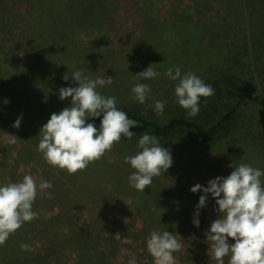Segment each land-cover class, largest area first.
I'll return each mask as SVG.
<instances>
[{
  "label": "rangeland",
  "instance_id": "1",
  "mask_svg": "<svg viewBox=\"0 0 264 264\" xmlns=\"http://www.w3.org/2000/svg\"><path fill=\"white\" fill-rule=\"evenodd\" d=\"M23 1L0 0V185L31 174L37 184L43 179L53 187L38 191L35 226L13 235L18 245L0 250V264H128V252L136 254V264H153L146 247L153 230L169 231L181 242L176 264H215L204 233L218 218V206L208 194L195 216L204 193L190 189L230 175L233 163L264 170V112L259 106L246 102L228 128L203 145L186 132L161 141L173 164L144 192L129 186L134 169L123 161L139 151L141 136L122 138L101 160L70 176L43 161L37 151L39 132L51 114L70 107L71 98L60 100L59 89L78 86L71 77L63 79L77 70L89 79L113 77L111 85L97 91L116 97L117 104H140L131 98L138 83L131 74L149 67L135 61L138 27L146 18L163 25L180 21L174 27L178 34H165L160 41L151 36L148 43V50L161 49L151 61L161 75L142 81L151 88L145 102L149 114L165 122L152 106L168 95V90L161 95L162 88H175L178 81L164 72L176 67L182 74L196 72L201 50L216 52L221 62H238L242 77L240 69L234 72L264 97V0H96L93 10L91 0H80L88 11L73 13L79 21L74 18L71 25L66 20L61 37L54 35L61 14L51 15L59 6L52 0ZM68 2L62 3L63 11L74 8ZM31 47L40 53L36 59ZM17 118L19 128L12 126ZM11 135L17 137L15 145L8 144ZM126 237L132 243H122ZM22 243L35 250L22 251Z\"/></svg>",
  "mask_w": 264,
  "mask_h": 264
},
{
  "label": "clouds",
  "instance_id": "2",
  "mask_svg": "<svg viewBox=\"0 0 264 264\" xmlns=\"http://www.w3.org/2000/svg\"><path fill=\"white\" fill-rule=\"evenodd\" d=\"M152 64L136 74L138 81H148L160 76ZM164 75L171 81H178L174 88L177 104L186 111L188 118H195L200 111L201 98L215 94L214 88L205 83L194 72L181 73L179 67L168 68ZM75 81L77 87H61L59 99L71 98L70 107H65L59 113H53L50 119L41 127L37 151L43 161L52 168L74 175L101 160L110 152L122 138L131 140L135 135L132 128L139 122L130 119L126 112L117 108L116 97L104 96L97 87H105L113 83V77H97L89 79L79 70L71 75L65 74ZM134 102L145 104L151 98L149 84L138 82L131 88ZM8 103L7 100L4 101ZM153 110L162 115L165 102L156 100ZM100 126L86 123L89 118L101 117ZM22 118V117H21ZM21 118L12 125L19 128ZM17 137L11 135L8 144L15 145ZM139 151L134 155H125L123 161L134 171L128 177L129 186L138 192H144L151 186L153 178L160 176L173 164L169 149L162 147L160 138L144 133L138 140ZM234 170L226 177H216L208 181L207 187L200 184L190 191H202L196 205L195 216L199 209L206 206L208 194H211L218 206L215 211L218 218L211 223L204 235L210 245L208 254L215 264H264V170L254 168L250 164H230ZM52 183L41 179L39 184L31 174L25 175L19 182H9L0 185V247L4 246L11 235H14L24 223H30L37 217L33 204L38 191L51 189ZM49 199L52 193L47 192ZM193 224L199 227V220L193 219ZM229 239L235 241L229 243ZM122 243L130 244L129 238ZM148 253L153 258V264H176L175 253L182 249L181 242L169 231L153 230L146 239ZM22 251H34L29 245L22 243ZM128 264H136V254L128 252Z\"/></svg>",
  "mask_w": 264,
  "mask_h": 264
},
{
  "label": "trees",
  "instance_id": "3",
  "mask_svg": "<svg viewBox=\"0 0 264 264\" xmlns=\"http://www.w3.org/2000/svg\"><path fill=\"white\" fill-rule=\"evenodd\" d=\"M25 3L23 0H20ZM54 5L59 6L54 11H60V13L52 12V17L61 14L57 17L54 26V35L61 37L62 27L67 22L73 25L72 19L78 22L79 17L74 15L75 12L80 16L83 12H87L88 9L85 8L79 1L80 0H52ZM56 2V3H55ZM68 2V4H73L71 10H62V3ZM80 3V5L78 4ZM90 9L95 8L96 0H91ZM74 13V14H73ZM0 11V17H1ZM64 19V20H63ZM180 22V21H175ZM175 22H170L167 24H161L158 20L153 19H143L142 23L139 25V39L137 42V50L139 51L138 58L135 61H140L143 64H152V59L155 60L161 49H150L148 43L151 40V36L155 37L157 41L163 39L165 34H178L175 27ZM172 23V24H171ZM72 27V26H70ZM147 35V37H145ZM159 43V42H158ZM160 44V43H159ZM29 45V44H28ZM159 46V45H157ZM155 47V46H154ZM152 47V48H154ZM39 51L31 47L30 56H34L35 59L38 56ZM40 54V53H39ZM149 57V62H144L143 60ZM197 70L194 72L198 77L203 79L205 83L211 85L215 94L207 98V102H204L205 98H201L200 111L195 118H188L186 111L181 108L177 102L174 94V87H164L162 88V93L164 90H168L167 96L161 98L165 102V108L163 112V119L156 118L152 114L147 112L148 104H117V108L127 113L130 119H134L139 122V126L131 129L135 133L134 136H141L144 133L151 135H156L160 138V141L165 142L172 138H176L180 133L186 132L190 139L199 145L205 144L208 140L213 139L215 136L224 132L229 123L236 118L238 112L241 111L243 105L246 102L251 104H256L264 112V97L257 95L254 84H250L241 79L235 72L236 69H240V75L242 77V67L238 62L230 63L228 59L221 62L217 57L216 52L209 50H201L198 55L197 60ZM154 65V64H152ZM138 69V68H137ZM140 70V69H139ZM142 70L135 74H131L132 79H136V74L140 73ZM193 72V71H192ZM142 82V81H138ZM101 117L89 118L86 123H93L97 128L100 126ZM28 225L33 228L35 226L34 219L28 223H24L23 226L15 233L18 234L23 231V227ZM14 238V239H13ZM8 243L0 247L5 251L11 249V245H18V241L15 236L11 235L9 237Z\"/></svg>",
  "mask_w": 264,
  "mask_h": 264
}]
</instances>
